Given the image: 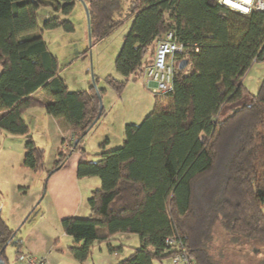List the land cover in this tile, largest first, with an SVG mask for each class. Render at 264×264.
I'll list each match as a JSON object with an SVG mask.
<instances>
[{
	"label": "trees",
	"instance_id": "obj_1",
	"mask_svg": "<svg viewBox=\"0 0 264 264\" xmlns=\"http://www.w3.org/2000/svg\"><path fill=\"white\" fill-rule=\"evenodd\" d=\"M78 1L87 6L91 38L107 36L131 18L114 60L122 78H105L116 93L144 75L163 33L171 31L183 46L172 56V89L154 94V108L143 120L125 125L122 144L101 148L94 160H87L91 153L83 140L104 110L88 129L99 108L94 86L69 89L43 37L56 27L74 30L59 14L69 15ZM41 7L55 13L42 25ZM261 61L264 11L243 15L217 0H0V129L24 136L22 168H44L50 176L71 151H79L77 177L100 180L87 198L88 215L60 221L73 239L66 249L74 259L88 260L96 244L107 243L110 252L124 249L122 240L136 234L139 245L115 264L171 257L174 247L166 242L171 236L182 242L192 264H218L207 248L217 223L233 241L260 243L264 250V79L255 93L244 83L250 67ZM37 90L42 97L34 95ZM35 106L62 118L72 138L50 168L22 117ZM13 232L0 215V256L6 264H12L8 245L21 253Z\"/></svg>",
	"mask_w": 264,
	"mask_h": 264
},
{
	"label": "rangeland",
	"instance_id": "obj_2",
	"mask_svg": "<svg viewBox=\"0 0 264 264\" xmlns=\"http://www.w3.org/2000/svg\"><path fill=\"white\" fill-rule=\"evenodd\" d=\"M125 13L126 2L124 1L122 16L126 17ZM53 14H55L54 11L49 7H41L38 10L40 25ZM59 15L70 19L74 30L66 31L62 27H56L43 32L48 50L57 57L58 74L71 90L88 89L93 81L97 88H105V91L100 94L104 115L83 140L84 147L95 158L96 152L101 148L112 149L122 144L125 125L127 123L139 124L154 108L155 97L148 89L145 75L136 80H129L120 93H116L105 80L109 74L116 79L122 78L115 69L114 60L121 48L123 37L129 30L131 18L124 20V23L111 34L97 39L88 36L87 18L81 1L76 2L69 15ZM262 79H264V61L256 62L250 67L244 77V83L249 91L255 93ZM38 97L41 95L39 94ZM59 119L62 120V118ZM37 123L38 128L34 133L35 140L43 149L44 166L50 165L48 167L50 168L53 163L54 151H52L51 145H45L40 119L37 120ZM14 144L16 147L15 141ZM5 166L0 167V215L8 226L16 230L17 238L21 242L19 255H17V249L13 244L6 247L5 254L9 262L27 264L28 253L26 250L29 249V243L37 242L45 246V238L50 239V236L53 240L51 256L54 257V263L49 258L47 264L79 263V261L73 262L71 255L67 256L68 258L65 257L68 236L62 232L61 225L55 222L50 214L55 210L56 204L51 194V182L48 179L50 177L46 170L43 168L37 171H21L19 167L11 170L10 167ZM22 180H26V183H15L16 187L13 186V182ZM19 184L23 185H20L19 188ZM210 235L211 240L208 242L207 248L212 260L216 263L264 264V250L260 243L233 241L236 239L223 230L219 223L213 227ZM122 241L124 250H116L119 252L117 259L108 251L106 244L101 243L102 255H100V246L94 245L91 257L86 260L87 264H106L104 262H107L108 257L116 259L117 262L127 256L131 247L139 245L136 234ZM114 243L118 245L117 242ZM60 248H63L64 251ZM41 249L44 248L41 247ZM46 250L38 256L45 258ZM154 264H172L171 257L163 258L160 261L155 260Z\"/></svg>",
	"mask_w": 264,
	"mask_h": 264
},
{
	"label": "crops",
	"instance_id": "obj_3",
	"mask_svg": "<svg viewBox=\"0 0 264 264\" xmlns=\"http://www.w3.org/2000/svg\"><path fill=\"white\" fill-rule=\"evenodd\" d=\"M0 72H1V65H0ZM43 95L42 90H37L34 95ZM22 117L29 125L33 139L35 140V131L38 128L37 120L40 119L41 127H42V134L44 136L45 145H51L52 151H54V159L56 158V153L58 149L61 147L62 139L67 137L69 134L68 125L65 121L60 120L59 118H54L48 114H46L44 108L42 106H35L31 108H27L23 111ZM39 125V126H40ZM20 136V137H18ZM21 138V139H19ZM24 136L22 135H13L8 134L6 131L0 129V167H10L11 170H15L16 167H19L21 171L23 170H30L22 168V160L24 155ZM14 141L16 142L17 146L15 147ZM36 142V140H35ZM37 144V142H36ZM38 145V144H37ZM40 146V145H38ZM41 147V146H40ZM81 158V154L79 151H71L62 165L61 168L53 172L48 178L49 182H51L50 190L51 194L55 199V210L50 214L53 216L55 222L60 224L62 218L75 216V217H86L88 215V203L87 198L90 195L92 189L98 187L100 185V180L96 176H87L78 178L76 175V167L79 159ZM95 158L92 157L90 154L87 157V160H94ZM50 165H48L49 167ZM48 168L47 166H45ZM33 171V170H30ZM48 182V185H49ZM17 183H26V180H22L21 182H13V186L16 187ZM19 184V188L21 187ZM61 225V224H60ZM62 229V228H61ZM63 232V231H62ZM66 235V234H65ZM68 236V235H67ZM125 234H120L119 238H124ZM50 239L45 238V246L40 245L37 242L29 243V249H27L28 254L41 255L45 249H47V256L45 257V263H49L47 259H51L52 263H54V257L51 256V244L52 238L49 236ZM73 239L72 237L68 236L67 239V246L72 244ZM119 245V241H117ZM106 247L108 249L107 243ZM115 244V243H114ZM99 250L100 255H102V247L100 244ZM115 244V246H118ZM66 246V248H67ZM44 248V249H41ZM61 249V248H60ZM64 251V249H61ZM124 250V249H122ZM109 251V250H108ZM110 252V251H109ZM116 259L119 257V252H110ZM128 253V252H127ZM50 254V256H49ZM111 254V255H112ZM71 254L65 249V257L70 256ZM110 255V256H111ZM70 258V257H69ZM106 264H115L116 259L110 258ZM73 262H78L74 258L72 259ZM118 262V261H117ZM99 263V262H98ZM76 264H87L85 262H79ZM100 264V263H99Z\"/></svg>",
	"mask_w": 264,
	"mask_h": 264
},
{
	"label": "built area",
	"instance_id": "obj_4",
	"mask_svg": "<svg viewBox=\"0 0 264 264\" xmlns=\"http://www.w3.org/2000/svg\"><path fill=\"white\" fill-rule=\"evenodd\" d=\"M225 8L248 15L252 11H264V0H217ZM183 46L174 41L171 31L163 33L157 41L153 60L144 69V75L147 78L148 89L153 94L165 93L172 89L173 66L172 56L174 53L181 52ZM71 137L64 139L63 148H69ZM168 245L174 247V253L171 256L172 264H192L187 256L182 242L171 236L166 239ZM27 264H44L43 256L28 254Z\"/></svg>",
	"mask_w": 264,
	"mask_h": 264
},
{
	"label": "water",
	"instance_id": "obj_5",
	"mask_svg": "<svg viewBox=\"0 0 264 264\" xmlns=\"http://www.w3.org/2000/svg\"><path fill=\"white\" fill-rule=\"evenodd\" d=\"M81 2H82V1H81ZM82 4H83V7H84V10H85V13H86L87 27H88V36H89V38H90V28H89V14H88V9H87V6H86V4H85L84 2H82ZM185 63H186V60H181V61L179 62V64H178V67H179V68H183L184 65H185ZM92 78H93V76H92ZM92 80H93V79H92ZM92 85L94 86V89H95L96 94H97V98H98V102H99V108H98V112H97V114H96L94 120L92 121V123H91V125L88 127V129H89V128H90V127H91V126H92V125L98 120V118H99L100 115H101V111H102V102H101V96H100L99 90L97 89V87H96L94 81H93V84H92ZM88 129L85 130V131L83 132V134L87 133ZM81 137H82V136H81ZM81 137L75 139V141H74L73 144L76 145ZM15 233H16V230H14L12 236H13ZM12 236H11V237H12ZM0 264H6V261H5L1 256H0Z\"/></svg>",
	"mask_w": 264,
	"mask_h": 264
}]
</instances>
